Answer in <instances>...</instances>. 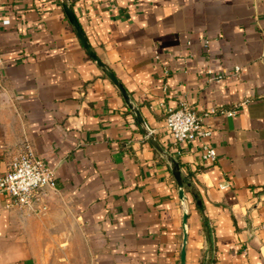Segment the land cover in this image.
Instances as JSON below:
<instances>
[{"label": "crops", "instance_id": "0c3cea01", "mask_svg": "<svg viewBox=\"0 0 264 264\" xmlns=\"http://www.w3.org/2000/svg\"><path fill=\"white\" fill-rule=\"evenodd\" d=\"M0 51V175L30 148L57 176L0 193V264H264V0H0ZM182 105L215 163L168 131Z\"/></svg>", "mask_w": 264, "mask_h": 264}, {"label": "built area", "instance_id": "2783aa9c", "mask_svg": "<svg viewBox=\"0 0 264 264\" xmlns=\"http://www.w3.org/2000/svg\"><path fill=\"white\" fill-rule=\"evenodd\" d=\"M68 1L74 3L79 0ZM8 24V21L3 22V25ZM3 65L4 60L0 51V71ZM238 71L240 68H236V72ZM215 112L212 110V113ZM226 115L234 116V112H226ZM165 123L177 144L201 140L203 143L202 161L216 162V149L208 142L213 135V130L204 124L203 117L193 108L187 105L166 108ZM226 187V185L221 186L223 189ZM54 190H57L55 170L39 159L30 148L20 152L10 162L6 172L0 175V193L10 198L13 206L31 208L40 195ZM46 210L47 208L43 207L39 213Z\"/></svg>", "mask_w": 264, "mask_h": 264}, {"label": "water", "instance_id": "95a60500", "mask_svg": "<svg viewBox=\"0 0 264 264\" xmlns=\"http://www.w3.org/2000/svg\"><path fill=\"white\" fill-rule=\"evenodd\" d=\"M65 10H66L67 16H68L71 24L74 26V28H75V30H76V32L78 34V37L80 38V40H81L83 46L85 47V49L87 50V52L98 63L99 66L104 68L101 60L91 50V47L89 46V44L87 42V39L85 38V35L83 33V30L81 29L77 19L75 18V15L73 14L71 7L69 6V3L65 4ZM104 72L112 80V82L114 84H116V86L119 88L120 92L124 96L125 100L127 101V104L129 105V107L133 109V106H132V104L130 103V100H129V96L127 95V93H126L125 89L123 88V86L121 84H119V82L117 81V79L115 78V76L111 72H109L106 69H104ZM134 112H135L139 122L143 123L142 119H141V117L139 115V112L137 110H134ZM169 162L171 164L172 172H173V174L175 176V179L177 180V183H178V186H179V189H180V197L182 199H185L184 189H183L184 184H183V179H182L181 172H180V169H179V164L173 159H169ZM185 222H186V217H185ZM182 264H185V248L182 251Z\"/></svg>", "mask_w": 264, "mask_h": 264}]
</instances>
